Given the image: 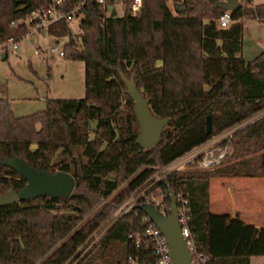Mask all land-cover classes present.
I'll return each instance as SVG.
<instances>
[{
  "label": "trees",
  "instance_id": "trees-1",
  "mask_svg": "<svg viewBox=\"0 0 264 264\" xmlns=\"http://www.w3.org/2000/svg\"><path fill=\"white\" fill-rule=\"evenodd\" d=\"M51 1L0 0V44L27 32L25 25L13 27V21ZM80 1L70 0V7ZM220 1L181 0L174 12L168 0H143L137 14L127 4L122 15L106 18L99 5L90 4L82 9L80 41L65 21L49 27L47 32L57 38L69 37L64 57L85 63L86 96L49 98L44 110L25 116H16L1 99L0 195L27 184L4 164L13 156L38 170L70 172L76 184L69 198L40 196L0 205V264H129L130 257L153 262L150 251L129 237L141 227L143 205L121 216L98 242L94 236L144 186L155 164L166 166L264 111V54L252 62L242 54L244 19L252 16L264 23V3L247 12L241 1L233 23L221 28ZM122 73L134 76L154 115L170 119L161 140L147 149L137 142L140 124ZM220 111L224 121L215 127ZM208 114L213 117L211 134L206 132ZM227 143L236 152L219 165L204 168L196 160L171 172L156 188L166 194L167 214L172 193L188 197L190 226L201 250L210 255L209 264H252V257L264 250L218 251L223 245L219 230L228 217L212 214L210 192L214 178L264 177V115L223 145ZM257 151L256 162L247 157ZM247 228L233 221L223 246H244ZM255 243L264 247V240Z\"/></svg>",
  "mask_w": 264,
  "mask_h": 264
},
{
  "label": "rangeland",
  "instance_id": "rangeland-1",
  "mask_svg": "<svg viewBox=\"0 0 264 264\" xmlns=\"http://www.w3.org/2000/svg\"><path fill=\"white\" fill-rule=\"evenodd\" d=\"M179 1L181 0H168V4L174 12ZM241 1H243L247 12H251L256 5L264 3V0H253L251 5H247L244 0H240V2ZM117 8L118 15H122L124 12L123 8L120 6ZM81 20L82 16L80 15L73 22V25H79ZM78 28L79 27L76 26V30H78ZM58 39L59 38L52 33H48L45 37L39 33L31 37H25L20 40V46L16 53L12 52L11 47L4 48L5 46L0 44V102L2 98L6 99L10 103L16 116H25L44 110L47 107V100L49 98L81 99L86 96L85 63L81 60L61 57L58 53H51L50 49L59 44L57 42ZM3 49L4 51L1 52ZM38 49L44 51L42 56L36 54V50ZM5 54H7L6 58H4ZM242 54L247 62H252L264 54V23L257 21L251 16L244 19ZM262 112L254 114L244 121L252 118H255L256 121L261 118H258V116L262 114ZM223 114V111L215 114V127L223 123ZM94 124L95 122H93V125ZM238 124L214 134L208 141L188 151L187 153H191L189 157L207 148V146L222 142L223 138H225V136H227ZM230 146L229 155H234L236 152L235 145L232 144ZM76 152L77 154H82L83 148L78 147ZM184 155L176 158L166 166L155 164L153 167L155 172L148 181L164 177L167 173L181 164L175 162ZM258 155L259 151L247 154V157L253 158V161L256 162ZM111 177H115V174H111ZM154 195L159 200L162 199V194L159 193V191H156ZM211 200V212L214 205H220L222 208L230 211V217L233 219L232 221L239 219L238 221L245 222V216L247 218L254 216L251 210H246V208H248L246 206H252V208L257 209L259 214L264 217V177L214 178L211 181ZM240 208L244 210L242 215L240 213L237 215H235L236 213H232L235 209L241 211ZM212 214L216 215L215 213ZM248 227L255 231L257 229V232H253L249 228L246 229L247 232L240 229L247 239L244 240V249L252 251L256 249V247H259L257 251L264 250L263 245H255L258 239H260V241L264 240V237L260 235L262 232L264 235V227ZM235 229L239 230L238 227ZM98 239L99 236H96L95 240L97 241ZM255 257H261L262 260H255L254 264H264V254L255 255Z\"/></svg>",
  "mask_w": 264,
  "mask_h": 264
},
{
  "label": "built area",
  "instance_id": "built-area-1",
  "mask_svg": "<svg viewBox=\"0 0 264 264\" xmlns=\"http://www.w3.org/2000/svg\"><path fill=\"white\" fill-rule=\"evenodd\" d=\"M90 4L99 5L101 8V15L103 18H106L112 16L113 9H116L118 16L117 7H122L124 11L127 4H129L132 13L137 14L143 6V0H81L78 4H75L72 7H70V0H52L44 6L33 9L24 17L13 21V27L25 25L27 32L20 37H10L8 41L1 43V45H4V48L11 47L12 52L16 53L20 46V40L25 37L34 36L37 33L41 34L43 32H47L51 25L62 21H65L71 27L73 34L76 36L77 40L80 41L82 20L79 25H77L79 27L78 30H76L75 25L72 24L78 16H82V9ZM217 23L221 28L229 27L233 23V11L224 10L217 19ZM68 38V36L59 38V44L50 49L51 53H58L59 56L64 57V46L68 41ZM2 51H4V49L1 50V52ZM43 53L44 51L41 49L36 50V54L38 56H42ZM263 115L264 112L259 114L258 118ZM254 121L255 118H252L239 123L227 136H225V138H223L222 142H219V144L215 143L214 145L207 146V148L199 151L197 154H192L190 157L189 155L191 153L185 154L181 159L175 162L181 164L167 173L164 177H159L157 180L147 181L143 187L139 188L131 195V197L124 201V203L117 208L115 213L109 217L108 221L99 228L94 236V238L99 236V239L96 242H98L106 234V231L121 216L129 212L136 205L141 206L145 204H152L156 206L160 212L167 214L164 202L166 194L161 188H156L157 184L164 180L171 172L180 169L181 166L183 167L189 163H193L196 160H199V166L204 168L219 165L226 158V156L229 155V149L231 147V144L227 143L223 145V142L230 140L238 130L246 127ZM156 191H159V193L162 194L161 200L155 197L154 193ZM177 205L179 224L182 229L183 238L191 255V264H209L210 255L201 250L197 236L190 226V203L188 197L184 193L177 196ZM140 223L141 227L136 231H133L129 237L136 243L138 248L146 247V249L150 251L151 255L149 256L153 258V262H140L138 258L130 257L129 264H173L169 244L158 225L147 214L141 217Z\"/></svg>",
  "mask_w": 264,
  "mask_h": 264
},
{
  "label": "water",
  "instance_id": "water-1",
  "mask_svg": "<svg viewBox=\"0 0 264 264\" xmlns=\"http://www.w3.org/2000/svg\"><path fill=\"white\" fill-rule=\"evenodd\" d=\"M240 0H221L217 7L223 10L234 11L237 9ZM116 9H113L112 16H116ZM6 58V55H4ZM126 83V93L135 102V113L140 124V136L137 142L147 149L161 140L163 130L170 119L158 117L152 112L148 99L139 91L134 76L127 77L121 74ZM213 131V117L206 116V132ZM4 164L15 169L19 175L26 180L24 188L16 191L14 188L0 195V205L19 202L20 200L36 199L40 196L69 198L75 188V177L67 171L58 170L50 173L38 170L17 156L4 161ZM145 213L158 225L166 238L172 257L173 264H191V255L182 235V229L178 218L177 196L172 193L170 213L163 214L152 204L142 206Z\"/></svg>",
  "mask_w": 264,
  "mask_h": 264
},
{
  "label": "crops",
  "instance_id": "crops-1",
  "mask_svg": "<svg viewBox=\"0 0 264 264\" xmlns=\"http://www.w3.org/2000/svg\"><path fill=\"white\" fill-rule=\"evenodd\" d=\"M256 20L259 21L258 19H256ZM76 26L77 25H75V27ZM41 34L45 37V36L48 35V32H43ZM57 42H58V40H57ZM5 55L7 57V54H5ZM43 100H45V99H43ZM210 199H211V192H210ZM211 207H212V200H211ZM246 207H248V208H246V210H249V211L251 210L252 211V215H254V216H251L250 218H247L245 216V220L246 221L245 222L240 221V222L243 223L246 226L264 227V217H263V215H260L259 211H257V209H255V208H252V206H246ZM236 211H238V212H236ZM243 212H244V210H242V209H241V211L235 209L234 212H232V213H236L235 215L240 213L242 215ZM212 213H215L216 215L221 216V217H226V216L228 217V218H226L223 227L220 228L219 235H218L221 244L225 245V244L228 243L227 240H226V237L230 234L229 228H230V226L232 225V222H233L232 221L233 219H231V217H230V211H228L227 209L222 208L220 205H217V206L214 205V208H212ZM238 220L239 219H235V221H238ZM256 232H257V229H256ZM223 245L221 246V248L219 247V249H220V250H218L219 252L223 253V252L231 251L232 255H236V254H240L242 252H246V249H244L242 244H238V246L236 248L232 249V250L224 247ZM255 260H262V259H261V257L253 256L252 257V264H254Z\"/></svg>",
  "mask_w": 264,
  "mask_h": 264
}]
</instances>
